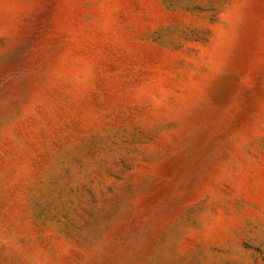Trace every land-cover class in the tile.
Masks as SVG:
<instances>
[{
  "label": "rangeland",
  "instance_id": "obj_1",
  "mask_svg": "<svg viewBox=\"0 0 264 264\" xmlns=\"http://www.w3.org/2000/svg\"><path fill=\"white\" fill-rule=\"evenodd\" d=\"M0 264H264V0H0Z\"/></svg>",
  "mask_w": 264,
  "mask_h": 264
}]
</instances>
